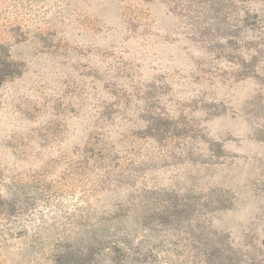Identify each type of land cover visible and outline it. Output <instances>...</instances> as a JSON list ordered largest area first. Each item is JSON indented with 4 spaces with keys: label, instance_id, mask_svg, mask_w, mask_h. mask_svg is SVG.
<instances>
[{
    "label": "rangeland",
    "instance_id": "374dc122",
    "mask_svg": "<svg viewBox=\"0 0 264 264\" xmlns=\"http://www.w3.org/2000/svg\"><path fill=\"white\" fill-rule=\"evenodd\" d=\"M255 100L264 0H0V264L201 260L185 223L157 226L168 252L137 249L145 199L165 192L195 201L197 227L241 264H264ZM209 199L225 206L208 213ZM127 233L128 257L107 253Z\"/></svg>",
    "mask_w": 264,
    "mask_h": 264
},
{
    "label": "trees",
    "instance_id": "16d2710c",
    "mask_svg": "<svg viewBox=\"0 0 264 264\" xmlns=\"http://www.w3.org/2000/svg\"><path fill=\"white\" fill-rule=\"evenodd\" d=\"M253 16L256 14L253 13ZM249 14L245 13L246 20L248 19ZM225 18V16H223ZM241 15L237 16V19H240ZM235 19L234 23L235 29L238 25V20ZM244 18H242L240 22V30L243 29V27L246 25ZM236 31V30H234ZM240 33L231 34L227 33L224 35H218V39H228V37L231 36H237ZM235 41H237L235 39ZM234 50L238 52V54L242 55V51L239 50V45H236ZM253 59V56H251L250 61ZM241 64L244 65L247 61L244 58L240 59ZM246 105L250 106V112L252 111L253 114L256 116V114H261L262 118H264V103H261V100H255V101H246ZM257 118V116H256ZM261 119V118H259ZM263 120V119H261ZM259 131L262 134V137L264 138V121L260 123ZM264 140V139H263ZM217 143V142H215ZM219 150V149H218ZM221 150V149H220ZM189 155V153H187ZM213 155V154H212ZM216 156H220V154H216ZM150 194L154 195L152 192ZM177 194L174 192H165L164 200L161 203H158L153 208L149 209L146 207V199L145 204L143 205V211L139 212L140 216V225L141 227L147 231L145 234V238L141 241V245L136 244L137 249L142 251V253H148L152 254L157 252L158 255L159 252H168L171 249V246H175V243L168 242L164 243V241L160 238L159 230L163 231H170V230H177L178 227H181V223H185L186 228L188 229L189 234H195L199 237L196 241L195 238L192 239V242L190 243V246L193 250L201 251V255H203L202 259H194L191 261V264H241L243 262V259H241V254H239L236 250L228 249L229 247V241L226 239V235L220 233L221 236L215 237L217 234L215 229H208L205 228V226H202L201 229H199L198 226V213H196V204L195 201H178V198L176 196ZM145 196V195H144ZM144 198V197H143ZM217 203H214L211 199L209 201H205L203 206H208L206 208L208 211L206 212H213L215 209H219L225 205H223L222 201L219 199L218 201H215ZM216 204V205H214ZM229 205H226L228 207ZM200 214V213H199ZM201 215V214H200ZM210 224V223H209ZM157 226L159 227L157 230ZM204 229H207L209 234L207 232H204ZM197 230V231H195ZM195 231V232H194ZM149 239L151 241H149ZM163 241V242H162ZM132 240L129 237V233H127L125 236H123L120 239H115L112 242L107 243V253L116 254L121 252V258H127L130 252L133 251L132 248ZM82 251L76 250L75 252H72V254L78 255V257H87V254H81ZM97 252L89 251L88 255L96 254ZM197 254V253H196ZM70 263L69 264H79L78 259L69 256Z\"/></svg>",
    "mask_w": 264,
    "mask_h": 264
}]
</instances>
